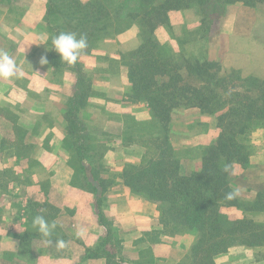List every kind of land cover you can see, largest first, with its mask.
<instances>
[{"label":"rangeland","instance_id":"374dc122","mask_svg":"<svg viewBox=\"0 0 264 264\" xmlns=\"http://www.w3.org/2000/svg\"><path fill=\"white\" fill-rule=\"evenodd\" d=\"M213 11L216 15L211 18L208 9L207 32L198 28L203 18L198 5L169 9L153 32L159 44L167 45L177 57L191 64L193 58L210 63L213 74L201 78L191 70L179 83L190 101H181L171 111L168 135L181 173L194 166L200 169L202 148L220 131L217 115L240 108L243 95L259 97L258 88L264 87V2L251 6L236 1ZM62 20V14L48 11L47 0L0 1V51L12 55L21 73L0 78V147L7 145L0 148V264H186L184 255L194 236L165 230L159 221L165 202L151 200L122 183L124 167L140 163L153 152L143 142L155 129L151 110L137 102L147 112L143 107L138 115L127 114L126 108L108 102L113 125L108 131L92 122L95 113L89 109V100L104 98L107 91L111 98L118 97L125 87L130 100L126 64L134 59L141 26L135 19H126L121 31L99 32L88 40L76 64L57 65L59 55L51 49V37L67 31ZM42 40L46 44H39ZM41 56H46L47 64H40ZM59 94H65V99ZM200 95L204 98L198 99ZM214 100L225 104L219 108ZM68 110L75 122L70 130ZM237 138L247 146L249 156L245 165L232 167L233 189L240 194L248 187L257 197L264 192V122L257 121ZM48 151L53 154L45 158ZM54 156L55 162L51 161ZM57 160L63 164L57 166ZM63 165L76 175L74 207L64 205L63 198L52 191L51 175H60ZM90 181L106 188L100 205L105 225L94 210L99 188L91 190ZM121 184L131 199L126 195L116 208L107 202V194L110 187ZM34 185L36 193L32 192ZM255 199H244L242 206L235 207L259 206ZM90 212L94 219L91 215L89 220L96 221L100 229L88 244L91 237L76 233L72 224L84 230ZM37 215L57 223L52 244L33 227ZM136 216L137 222L148 225L135 227ZM57 239L65 241L64 248L55 245Z\"/></svg>","mask_w":264,"mask_h":264},{"label":"trees","instance_id":"16d2710c","mask_svg":"<svg viewBox=\"0 0 264 264\" xmlns=\"http://www.w3.org/2000/svg\"><path fill=\"white\" fill-rule=\"evenodd\" d=\"M236 1L251 6L264 2V0H91L87 2L47 0L48 11L62 14V21L67 26V31L83 30L84 32L80 33H86L89 41L97 37L99 32L105 35L112 29L121 31L123 29L121 24L126 19L127 21L135 19L141 26V40L134 50V59L126 64V68L130 84V100L146 104L153 115L155 129L149 132L147 139L143 141L146 146L153 149V152L150 156L144 157L145 160L140 163L127 164L121 177L123 183L133 192L142 193L151 200L165 202L159 220L165 230L194 236V242L184 255L186 264H214L213 259L216 255L234 245L256 246L264 243L263 223L249 218L230 219L221 211L224 206H242L232 186V167L235 163L245 165L249 155L247 146L241 143L237 136L245 134L257 121L264 122V87L256 86L259 97L243 95L244 102H239L240 108H229L217 115L220 131L202 148L200 169L181 173V163L173 151L168 135L171 111L180 105L181 101H190V98L183 94L179 83L191 70L201 78L213 74L209 72L210 63L193 58L191 64L187 58L177 57L167 45L159 44L153 32L161 19L166 18L169 9L188 8L194 5L200 7L203 18L198 28L204 30L209 27L211 20L208 17V9L213 18L216 15L213 11L215 8L221 10L223 5ZM57 29L55 28V31ZM183 33H187V30L184 29ZM51 56L52 54L49 57ZM58 59L57 65L65 63ZM221 80L223 79H217V82ZM261 84L264 85V82ZM200 98L203 99L204 96L200 95L198 99ZM213 104L220 108L225 101L214 100ZM68 113L70 118L69 110ZM73 119L69 120V130L75 124ZM128 139L129 142L134 140ZM98 188L94 210L99 222L105 225L107 222L100 205L101 195L106 188L99 183L97 185L92 183L90 187L94 191ZM229 192L236 193L233 199L226 198ZM260 201H264V192L257 193L254 204L257 205ZM23 236L26 238L27 233Z\"/></svg>","mask_w":264,"mask_h":264},{"label":"crops","instance_id":"0c3cea01","mask_svg":"<svg viewBox=\"0 0 264 264\" xmlns=\"http://www.w3.org/2000/svg\"><path fill=\"white\" fill-rule=\"evenodd\" d=\"M105 92V90H104ZM126 87L125 89L121 92V95L118 97H113L111 98V95L108 93V91L105 93V97L101 98L97 101H93L92 99L89 100L90 102V106L89 109L90 111L94 114V116L92 117V122L96 123V124H100L102 127H104L106 130L108 131H112V123L109 122L110 120V114L108 111V107L106 106V103H112V104H117V106L119 108H126L124 111L127 114H140L141 113V109L144 107L145 108V112H147L146 107L143 104L137 103V102H133L129 99H126ZM65 94H59L60 99H65L64 97ZM129 111V112H128ZM98 117H101L103 120L102 122L98 121ZM97 118V119H95ZM22 119V118H19ZM23 123V122H22ZM29 123V122H28ZM23 124H21V126H23ZM119 125V123H118ZM20 126V125H19ZM106 134V133H104ZM2 146V145H1ZM108 146H110V144H108ZM7 147V145H3L0 148L5 149ZM57 147L56 145H53V148ZM10 148V146H9ZM49 150L52 149V145L48 148ZM52 151H48L47 153H44V157H48L49 155H52ZM9 155V154H8ZM13 155V154H12ZM55 155V154H54ZM57 156V154H56ZM17 157V156H16ZM262 159V158H261ZM51 161L55 162V156L51 159ZM57 162V166L59 164H63L61 163L59 160L56 161ZM255 160L251 159V163H254ZM196 165V164H195ZM62 171L60 173V175H51L50 181L51 184L53 186L52 191L53 193H55L56 195H58L59 197L63 198V204L69 207H74V204L76 202L73 196V185L75 184V176L73 171L69 168H67L66 166L63 165ZM198 166H194L193 170H197ZM123 169V165L119 166L118 170L121 171ZM36 183V181H34ZM123 183V182H122ZM124 184V183H123ZM121 184V187H117V188H113L110 187L108 194H107V202L111 204V206L113 207H118V204L121 203L122 199L128 195V198L131 199L129 197V190L123 185ZM36 185V184H35ZM34 185V189H32V192L34 191L36 193V191L38 190L36 188V186ZM238 198H240V200H254V202L257 200L256 194L255 192L248 188L245 189V191L243 193H237ZM261 202V204H260ZM258 204L259 206L253 207V208H244V209H239L235 206H227V207H222V211L224 213H226L228 215V217L232 218V219H241V218H251L254 221L260 222L264 224V206L263 203L264 201H260ZM91 203V202H90ZM87 202V204L91 207V204ZM257 204V205H258ZM132 210V209H131ZM86 214V213H85ZM122 213H119L118 215H121ZM91 212L86 214V220L87 222H89V225L87 227H83L84 230L78 225L75 226V223L72 224V226L75 227L74 231L82 236L85 235H89L91 237L90 241L87 242L88 244H91L94 240V238L96 237V232L99 231L100 227L98 226L97 222L94 220H89V217L91 216ZM146 218L148 217V215H146ZM257 217V218H256ZM93 218V215H92ZM138 217H135L134 223H135V227H145L147 224L146 221H141V222H137L136 219ZM94 219V218H93ZM144 219V218H143ZM146 220V219H145ZM149 223V222H148ZM214 264H264V243L261 245H256V246H247V245H243V244H239V245H234L232 247H230L227 251H225L224 253H222L221 255L216 256L215 258V262Z\"/></svg>","mask_w":264,"mask_h":264},{"label":"clouds","instance_id":"9594fccd","mask_svg":"<svg viewBox=\"0 0 264 264\" xmlns=\"http://www.w3.org/2000/svg\"><path fill=\"white\" fill-rule=\"evenodd\" d=\"M39 44H46V41H41ZM51 49L59 55L60 61L66 62L68 65H74L78 62L80 56L88 48V37L86 33H77L74 31H61L51 37ZM40 64H47L46 56H41ZM20 68L12 55L8 51H0V78H12L19 76ZM235 192L226 194L227 199H233ZM32 225L37 229L43 237L49 238L48 243L52 244L51 239L54 230L57 228L55 221L49 222L43 216L37 215L32 221ZM55 245L58 248L65 247V241L62 239L55 240Z\"/></svg>","mask_w":264,"mask_h":264}]
</instances>
